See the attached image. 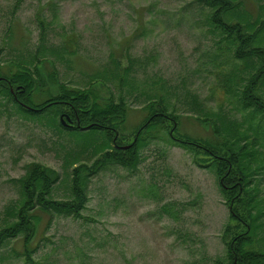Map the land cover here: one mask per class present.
I'll return each instance as SVG.
<instances>
[{
  "label": "rangeland",
  "instance_id": "obj_1",
  "mask_svg": "<svg viewBox=\"0 0 264 264\" xmlns=\"http://www.w3.org/2000/svg\"><path fill=\"white\" fill-rule=\"evenodd\" d=\"M244 5L231 9L247 11L241 22L264 17V0ZM211 11L203 0H0V63L41 48L44 78L54 69L66 84L84 86L116 58L122 66L131 63L137 86L116 78L95 85L104 95L125 97L129 126L145 115L144 91L159 81L163 87L156 88L166 92L169 108L179 115L178 131L212 134L213 120L204 116L216 110L244 127L249 109L221 86L224 72L243 61L218 49L225 41L209 19ZM260 41L264 48V36ZM245 56L253 71L260 58ZM257 93L264 98V79ZM120 131L130 142L133 129ZM84 137L53 126L45 116H21L0 95V225L10 217L6 206L19 196L16 178L28 161L59 171L50 196L71 197L72 162H91L99 154L96 140ZM199 161L186 146L153 136L139 148L135 167L108 162L88 176L83 216L38 211L31 259L16 236L0 247V264H221L229 239L224 229L232 222L228 201L215 169ZM259 180L264 207V172ZM261 215L256 247L264 249Z\"/></svg>",
  "mask_w": 264,
  "mask_h": 264
},
{
  "label": "trees",
  "instance_id": "obj_2",
  "mask_svg": "<svg viewBox=\"0 0 264 264\" xmlns=\"http://www.w3.org/2000/svg\"><path fill=\"white\" fill-rule=\"evenodd\" d=\"M203 1L212 7L209 19L225 41L224 48L219 44L218 49L227 56L234 55L243 61L238 66L232 64L224 72L221 86L224 93L229 92L239 99L242 109H249L244 114V120L248 122L244 127H241L242 120L224 112L222 118V114L216 110L204 116V119L213 120L212 134L197 137L184 130L178 131L176 121L179 115L169 108L166 92L156 88L158 84L160 88L163 87L159 81H153L151 88L144 91L146 97L142 108L145 115L135 125L129 126V104L125 97H116L113 93L104 95L95 85L116 78L120 84L127 83L131 88L137 86L136 78L130 71L131 63L122 66L116 58L112 59L109 67L90 75L84 86L66 84L57 77L54 69L52 72L49 70L47 78H44L42 64L45 61L40 57L41 48L29 57L18 56L16 61L14 58L6 65L0 63V95L5 102L11 103L16 113L36 119L45 116L49 123L59 129L82 134L85 140L94 139V150L99 152L91 162H72L71 197L67 199L50 196L53 183L60 177L56 168L35 160L26 162L24 173L16 178L19 196L15 203L6 206L10 217L0 225V247L8 238L18 236L23 254L31 259L34 250L31 241L40 218L38 211L83 216L81 209L88 199V176L108 162L135 167L139 148L156 135L166 138L169 143L186 146L201 160L199 164L215 169L228 201L229 221H232L224 229L223 237L229 234V239L221 264H264V249L256 247V230L262 226L259 219L264 213L259 180V175L264 172V123L260 120L264 119V98L257 93L259 82L264 79V48L258 44L264 36V17L241 22L248 18L247 11L231 9L234 6L244 9V0ZM39 23L42 33V17ZM245 54H255L260 58V64L253 71L245 61ZM228 116L231 118L225 119ZM61 118L67 123L64 124ZM217 119L221 120L219 124L215 123ZM89 124V129L83 130L82 127ZM130 127L134 133L127 139L129 142L125 141L120 129ZM88 130L91 134L87 133ZM124 144L129 146L121 147Z\"/></svg>",
  "mask_w": 264,
  "mask_h": 264
},
{
  "label": "water",
  "instance_id": "obj_3",
  "mask_svg": "<svg viewBox=\"0 0 264 264\" xmlns=\"http://www.w3.org/2000/svg\"><path fill=\"white\" fill-rule=\"evenodd\" d=\"M61 120H62V122L64 123V124H66L67 122L66 121H64L62 118H61ZM90 126V124L89 125H87V126H83L82 128H88ZM129 146V144H124V145H121V147H123V148H127Z\"/></svg>",
  "mask_w": 264,
  "mask_h": 264
}]
</instances>
